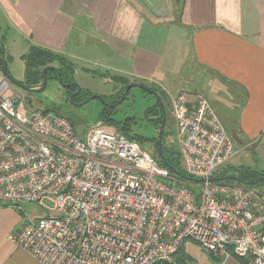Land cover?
Returning a JSON list of instances; mask_svg holds the SVG:
<instances>
[{
	"label": "built area",
	"instance_id": "1",
	"mask_svg": "<svg viewBox=\"0 0 264 264\" xmlns=\"http://www.w3.org/2000/svg\"><path fill=\"white\" fill-rule=\"evenodd\" d=\"M0 68V208L55 202L13 242L39 264L170 263L186 240L214 256L264 264V194L237 182L181 186L137 142L103 125L27 109ZM184 171L208 180L234 156L209 101H174Z\"/></svg>",
	"mask_w": 264,
	"mask_h": 264
},
{
	"label": "crops",
	"instance_id": "2",
	"mask_svg": "<svg viewBox=\"0 0 264 264\" xmlns=\"http://www.w3.org/2000/svg\"><path fill=\"white\" fill-rule=\"evenodd\" d=\"M9 40L62 55L75 73L125 78L131 89L176 85L191 103L201 94L229 127L236 154L264 155V0H0L8 60ZM14 208H0V264H39L13 242L25 225ZM211 257L204 264H245Z\"/></svg>",
	"mask_w": 264,
	"mask_h": 264
},
{
	"label": "rangeland",
	"instance_id": "3",
	"mask_svg": "<svg viewBox=\"0 0 264 264\" xmlns=\"http://www.w3.org/2000/svg\"><path fill=\"white\" fill-rule=\"evenodd\" d=\"M26 42L28 41L13 42L9 40L8 43L10 58L8 60L7 71L12 80L15 81V84L12 83V80L10 81L11 87L9 89V94L14 95L20 105H23L27 109H45L66 116L72 121L76 131L81 136L86 134V132L92 127L103 125L106 130L110 132L118 133L128 131L130 134L135 135L145 148L159 151V134L161 125H159V127H153L150 123L151 120L147 119L150 115L148 117L145 116V112L156 105L155 103L157 101L155 97L158 95V97L161 98V106L164 110L162 122L165 117L162 150L169 162L174 163L176 153H181L182 148L178 137L176 117L174 113V101L178 94L176 85L171 89H168L167 87L165 91L161 90L164 93H161L160 89L156 86L155 88L158 89L156 91H152L151 88L146 89V91L132 88L128 96L125 97V100L118 106L112 108L114 109L112 111L113 115L110 117L112 121H102L100 114L104 111L105 104L100 100L95 99L87 102L85 105H77L87 101L92 96H102L106 103L111 102L112 100L114 103L112 102L111 104H116L125 95L127 87H130V84H127L126 86L120 84L116 85L109 77L105 79L98 76V74L102 76V74L105 73L102 69H97V74H94L93 72L88 73V71L77 67L75 83L81 88V93L72 99V92L67 88H64L54 76L48 78L44 89L37 88V91H25L21 88V85H24L26 78V65L22 60V56L29 52V47ZM66 62L65 67L70 64L68 59H66ZM53 65L60 67L61 63L57 61L53 63ZM83 67L87 68L86 66ZM90 69L94 70V68ZM104 75L107 76L106 74ZM40 85L36 87H40ZM115 86L116 88L114 91L113 88ZM147 90L150 92H147ZM113 92L116 93L114 96H111ZM110 96L114 98H111ZM221 123L226 133L232 138L229 127H227L224 122L221 121ZM245 157L248 159V162L244 160ZM245 157L242 159V155L236 154L235 150L234 156L231 160L221 167L223 168L222 171H229L239 175L238 172L245 169V164L246 166H249V168H246L247 170L253 172L254 175L256 174V179L264 176V155L253 153V155H246ZM231 163L234 164L235 167H230ZM251 167H253V169H251ZM252 188H254V190L257 189L264 194V181L259 182ZM14 210L18 218L22 220V224H26L29 221H36L50 215H56L57 213L55 202L52 199H44L40 204L23 203L15 207ZM231 254L228 255L233 256ZM182 255H184V257ZM210 255L196 242L186 240L182 246L180 254L177 255L172 262L163 264H204L209 260L213 263L214 260L211 257L212 255ZM214 258L219 257L214 256Z\"/></svg>",
	"mask_w": 264,
	"mask_h": 264
},
{
	"label": "trees",
	"instance_id": "4",
	"mask_svg": "<svg viewBox=\"0 0 264 264\" xmlns=\"http://www.w3.org/2000/svg\"><path fill=\"white\" fill-rule=\"evenodd\" d=\"M0 57L2 59H5L8 62V58L4 56V52L2 50H0ZM22 60L25 62V65H26V78H25V83H24V86H26V87H35V86L40 85L43 82V70L48 66H54L53 63H55L57 61L59 63H61L60 67H56V66L55 67L57 68V71L61 74L62 82L64 84H70V83L75 81V78H74L75 67H74V65L70 62V64L68 66H66L67 67L66 68L65 67V64L67 63L66 58L62 55H59V54L54 53L52 51H49L47 49H42L39 47H32L27 54L22 56ZM0 68L2 70H4V64L1 61H0ZM46 75H47V80L49 77L51 78L54 76L58 81V73L56 71L49 70ZM114 80H115L117 85L120 84L122 86L123 85L126 86L127 84L130 83L125 78H115ZM12 83L15 84V81L12 80ZM68 90L73 92V91H76V88L75 89L70 88ZM129 93H130V91H129ZM111 98H114V97H111ZM112 102L114 103V101H112V100H111V102H108V103L111 104ZM155 104L156 105L153 108H150L145 112V116L148 117L150 115V117H148L147 119L151 120L150 123L152 124V126L153 127H157V126L159 127V125L162 124V117H163V111L164 110L161 106V100L157 99V102ZM113 110L114 109H112V107L105 105L104 111H102L100 114L101 120L106 121V122L112 121V119L110 117L113 115V113H112ZM46 111H49V110H46ZM51 112H54V111H51ZM54 113L61 115V116H64V115L57 113V112H54ZM118 133L125 136L126 138H128L131 141L137 142L145 151H147L148 153H150L152 155V157L155 159V161L160 166L168 169L170 175L173 178L178 179L181 186H183V185L189 186L191 184V183L186 181V178H190V177L186 174V172L184 171V168L182 166L183 163H182L181 153H176V159H175L174 163H171L165 157L163 150H162L163 155L161 156L159 151L149 150V149L145 148L141 144V142L137 139V137L133 134H130L128 131L118 132ZM222 169L223 168L218 169L215 172V177L237 176L242 181H253L254 179L257 178L256 174L254 175L253 172L247 170L246 168L240 170L238 172L239 175L234 174L233 172H229V171L228 172L222 171ZM251 174H253V175H251ZM262 177H264V176H262ZM181 250H182V247L180 248L178 253L175 255V257L180 254ZM182 256L184 257V255H182ZM236 259H238V258H236ZM238 260H240V259H238ZM158 264H163V263H158Z\"/></svg>",
	"mask_w": 264,
	"mask_h": 264
},
{
	"label": "water",
	"instance_id": "5",
	"mask_svg": "<svg viewBox=\"0 0 264 264\" xmlns=\"http://www.w3.org/2000/svg\"><path fill=\"white\" fill-rule=\"evenodd\" d=\"M0 61L4 64V73H5V75L11 81L12 78L10 77V75H9V73L7 71L8 62L5 59H2L1 57H0ZM49 70H54V71H56L58 73V82L64 88H67V89L74 88V87L76 88L77 91H76V93H74L71 96V99L76 97L77 95H79L81 93V88L79 87V85L77 83L72 82L70 84H64L62 82L61 74L57 71V68L55 66H48V67H46L43 70V82L40 85V87H36V86L35 87H26L24 85H21V88L24 89L25 91H37L38 90L37 88L44 89L46 84H47V75L46 74H47V72ZM130 89H131V87H127L125 95L116 104H108V103H106L104 97H102V96H92L87 101L82 102L81 104H79L77 106H82V105H85L87 102H90L92 100L98 99L101 102H103V104L113 108V107L118 106L119 104H121L125 100V97L128 95ZM164 128H165V117H164L163 122L161 124L160 134H159V151H160V155L161 156L163 155V153H162V138H163V134H164ZM186 181L189 182V183H203V182H206V181L210 182V183H220V182L231 181V182L242 183V184H244L246 186H249V187H253V186L257 185L259 182L264 181V177H260L258 179L253 180V181H242L237 176L213 177V178H210L208 180H199V179H194V178H186Z\"/></svg>",
	"mask_w": 264,
	"mask_h": 264
},
{
	"label": "flooded vegetation",
	"instance_id": "6",
	"mask_svg": "<svg viewBox=\"0 0 264 264\" xmlns=\"http://www.w3.org/2000/svg\"><path fill=\"white\" fill-rule=\"evenodd\" d=\"M75 92H76V91H73V92L71 93V95H73Z\"/></svg>",
	"mask_w": 264,
	"mask_h": 264
}]
</instances>
